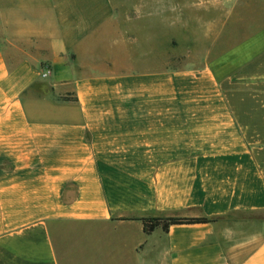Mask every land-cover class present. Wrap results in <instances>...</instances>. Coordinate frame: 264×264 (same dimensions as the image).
I'll return each instance as SVG.
<instances>
[{"label":"crops","instance_id":"obj_1","mask_svg":"<svg viewBox=\"0 0 264 264\" xmlns=\"http://www.w3.org/2000/svg\"><path fill=\"white\" fill-rule=\"evenodd\" d=\"M121 4L0 0V264H264V0Z\"/></svg>","mask_w":264,"mask_h":264},{"label":"trees","instance_id":"obj_2","mask_svg":"<svg viewBox=\"0 0 264 264\" xmlns=\"http://www.w3.org/2000/svg\"><path fill=\"white\" fill-rule=\"evenodd\" d=\"M142 222H143L144 232L150 233L159 224H161L162 228L166 230L168 226L171 224L204 223V222H209V220L205 218H200V219H168L167 221H162L159 218H150V219H144Z\"/></svg>","mask_w":264,"mask_h":264},{"label":"rangeland","instance_id":"obj_3","mask_svg":"<svg viewBox=\"0 0 264 264\" xmlns=\"http://www.w3.org/2000/svg\"><path fill=\"white\" fill-rule=\"evenodd\" d=\"M182 1L183 2L185 1V4L186 5H189L191 7H193L192 6L193 4H196V3L199 2V0H167V3H168V6H169L170 11H175L174 9H176L177 8V5L179 3L181 4ZM148 2L152 5V7L156 8V7H160L161 0H148ZM121 3H122L121 4L122 7H124V5L127 6L128 0H121ZM170 19H175V16L170 17ZM174 34H175L174 32H170V37L172 35H174ZM170 42H171V40H170ZM170 54H172V57H174L173 58L174 61H173L172 64H176V54H177V50H176L175 47H171V45H170Z\"/></svg>","mask_w":264,"mask_h":264}]
</instances>
